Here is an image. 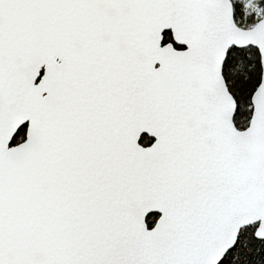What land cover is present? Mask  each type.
<instances>
[{"label":"snow or ice","instance_id":"6c2138e0","mask_svg":"<svg viewBox=\"0 0 264 264\" xmlns=\"http://www.w3.org/2000/svg\"><path fill=\"white\" fill-rule=\"evenodd\" d=\"M0 264H264V0H0Z\"/></svg>","mask_w":264,"mask_h":264}]
</instances>
